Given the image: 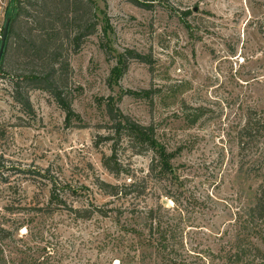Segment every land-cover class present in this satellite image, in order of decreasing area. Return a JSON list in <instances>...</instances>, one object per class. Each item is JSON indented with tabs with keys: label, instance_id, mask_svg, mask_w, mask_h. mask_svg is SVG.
Here are the masks:
<instances>
[{
	"label": "rangeland",
	"instance_id": "1",
	"mask_svg": "<svg viewBox=\"0 0 264 264\" xmlns=\"http://www.w3.org/2000/svg\"><path fill=\"white\" fill-rule=\"evenodd\" d=\"M10 1H0V44ZM95 1L98 32L68 49L73 124L23 80L19 39L0 75V225L12 233L0 250L8 264H155L137 234L148 237L146 220L130 213L154 208L189 245L216 251L257 187L239 169L235 136L245 111L264 107V0H161L154 10ZM109 106L155 126L173 175L157 179L153 153L122 149ZM94 208L105 217L75 216Z\"/></svg>",
	"mask_w": 264,
	"mask_h": 264
},
{
	"label": "trees",
	"instance_id": "2",
	"mask_svg": "<svg viewBox=\"0 0 264 264\" xmlns=\"http://www.w3.org/2000/svg\"><path fill=\"white\" fill-rule=\"evenodd\" d=\"M127 1L146 10H154L163 3L161 0ZM5 18L10 20V26L0 58V75L4 74L19 39L16 52L27 60L23 80L33 88L52 94L64 110L67 123L73 124L76 113L64 92L70 72L68 49L74 53L80 52L87 39L98 32L100 21L96 1L11 0ZM21 23L25 25L22 30L19 27ZM138 57L145 61V58ZM16 98L23 106H30L29 99L19 95ZM108 112L116 131L122 133L123 150L128 149L135 155L153 153L150 174L157 179L173 175L174 153L159 143L154 125H143L128 115L117 114L112 107ZM235 140L240 171L257 182L254 201L233 220L238 227L237 234L215 251L210 247L189 245L183 238L181 228L163 220L154 208L130 212L133 217L146 220L144 226L149 230L148 237L144 239L139 231L137 234L155 254V264H264V107L245 111ZM132 181L131 178V184L126 188L136 186V181ZM104 185L118 189L111 184ZM112 194L117 195L118 192ZM74 213L84 220H90L96 214L106 215L99 208L76 209ZM11 239L12 233L0 225V242ZM142 245L144 247L140 243V247ZM140 255L146 253L142 251ZM8 263L7 256L0 250V264Z\"/></svg>",
	"mask_w": 264,
	"mask_h": 264
},
{
	"label": "water",
	"instance_id": "3",
	"mask_svg": "<svg viewBox=\"0 0 264 264\" xmlns=\"http://www.w3.org/2000/svg\"><path fill=\"white\" fill-rule=\"evenodd\" d=\"M9 26H10V20H6L3 32H2V36H1V46H0V58L3 55L4 49H5V45H6V41H7V37H8V33H9Z\"/></svg>",
	"mask_w": 264,
	"mask_h": 264
},
{
	"label": "built area",
	"instance_id": "4",
	"mask_svg": "<svg viewBox=\"0 0 264 264\" xmlns=\"http://www.w3.org/2000/svg\"><path fill=\"white\" fill-rule=\"evenodd\" d=\"M0 1H2V0H0ZM5 6V5H4Z\"/></svg>",
	"mask_w": 264,
	"mask_h": 264
}]
</instances>
